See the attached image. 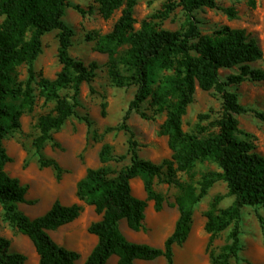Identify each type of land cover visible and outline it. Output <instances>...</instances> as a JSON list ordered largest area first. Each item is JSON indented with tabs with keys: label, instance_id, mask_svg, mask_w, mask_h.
<instances>
[{
	"label": "trees",
	"instance_id": "obj_1",
	"mask_svg": "<svg viewBox=\"0 0 264 264\" xmlns=\"http://www.w3.org/2000/svg\"><path fill=\"white\" fill-rule=\"evenodd\" d=\"M176 1L177 4H168L156 17L168 18L176 6L190 16L203 7L219 8V0ZM247 1L250 6H256V0ZM96 2L104 18L112 17L119 9L121 15L111 31L89 38L96 40L97 51L108 55L111 81L118 87L135 84L138 91L123 122L110 129H124L131 134L127 154L130 163L116 172L108 162L125 159L127 155L115 156L112 146L105 143L100 151L101 165L88 168L77 183L78 198L94 206L100 215V219L88 227L98 242L84 264H107L112 256H117L119 264H136L137 260L152 261L160 257H165L167 264H174V248L187 241L196 206L219 180L226 182L227 196H234L235 200L227 207H220L224 195H216L204 213L205 229L210 234L211 246L218 234L233 226L230 243L220 253L210 254L212 264H230L240 250L239 223L243 208L264 207V156L255 151L250 139L239 136L237 115L254 111L264 123V110H252L243 105L237 93L227 85L247 79L264 80V69H255L249 64L263 57L261 47L243 28L223 26L213 34H203L195 20L184 30H170L146 19L136 29L134 10L138 0ZM68 6L67 0H0V16L3 17L0 24V204L3 219L33 242L39 264H76L80 259L78 251L59 244L50 231L76 220L82 206L79 203L66 205L57 199L48 211L34 218L19 210L18 203L35 201L27 200L28 186L5 170L12 158L4 141L11 132L21 128L22 116L33 110L37 94L45 100H57L52 113L38 119L37 148H42L52 132L61 129L70 117L78 116L76 107L81 85L93 82L100 66L96 61L87 65L71 55L74 29L64 20ZM75 8L86 13L79 5ZM221 9L230 17H236L233 8ZM54 30L59 31L58 55L62 69L53 79L44 76L37 79L34 65L43 52V37ZM124 46L127 49L120 53ZM24 64L28 65L29 78L19 82L14 71ZM235 66L241 71L230 75L227 82L222 81L220 71ZM160 69L171 70V73L163 74L153 86L154 76ZM33 82L36 88L32 87ZM66 88L73 91L72 95L61 96ZM198 88L216 89L223 97L218 131L208 136L189 133L183 128V117ZM148 98L157 111L166 112L160 133L168 137L172 156L160 164L140 157L139 143L126 123L131 111ZM78 117L92 127L90 119ZM200 161H213L220 170L203 174L196 184L180 182L178 173L191 174ZM39 163L41 167H53L57 178H62L65 170L55 159L40 153ZM136 177L142 178L147 198L133 193L131 180ZM157 179L181 188L174 202L179 217L162 247L131 241L121 230L122 221L133 231L146 229L149 200L154 201L157 211L162 210L165 195L156 189ZM26 259L22 253L11 252L10 240L0 236V264H24Z\"/></svg>",
	"mask_w": 264,
	"mask_h": 264
},
{
	"label": "rangeland",
	"instance_id": "obj_2",
	"mask_svg": "<svg viewBox=\"0 0 264 264\" xmlns=\"http://www.w3.org/2000/svg\"><path fill=\"white\" fill-rule=\"evenodd\" d=\"M64 20L74 29L71 55L90 64H99L96 77L90 84L84 82L79 94V105L76 107L78 116L87 117L92 121L89 128L86 121L78 116L70 117L65 125L54 130L51 138L44 142L42 148H37L36 140L40 134L38 119L41 115L52 113L57 100H45L36 91L37 97L33 110L26 111L22 116V126L11 132L4 143L12 161L5 170L28 186L27 200L35 203H18L17 208L34 218L48 211L58 199L66 205L79 203L82 206L80 216L73 222L51 230L50 234L59 244L76 250L80 259L76 264H84L98 242L96 235L88 231L90 224L100 215L94 206L81 201L77 196V183L83 178L90 167L101 165L100 151L103 144L112 146L115 156L127 155L131 134L126 130H110L119 126L127 113L130 102L134 99L138 86L135 84L118 87L108 73L107 54L96 50V40L89 36L104 34L113 29L121 15L117 10L110 18H104L99 12L96 0H67ZM168 4H177L176 0H138L134 10L135 27L139 29L144 20L149 19L156 25L170 30H184L191 20H195L203 34H213L223 26L243 28L254 38L263 51V57L249 63L252 68L264 69V0H256L252 7L247 0H219V8L203 7L193 11L192 16L180 6H176L168 18L156 17L166 9ZM79 5L86 13L82 14L75 6ZM221 8H233L236 17H230ZM3 17L0 16V24ZM58 30L51 31L43 37V52L35 62L36 78L40 76L55 78L61 71L59 60ZM127 49H120L123 53ZM241 71L239 66L222 69L221 80ZM171 70H158L154 76L153 86H156L163 74ZM14 77L19 82L29 78L28 65L17 67ZM32 87H37L35 82ZM227 88L237 93L239 101L252 110H264V80L247 79L240 83H229ZM70 88L63 89L61 96H70ZM223 113V97L216 89L202 90L198 88L194 101L189 105L183 117V128L186 132L199 136H208L218 131L217 122ZM166 118L165 111H157L148 98L133 109L126 123L134 133V139L139 143L140 157L160 164L171 158L172 150L168 145V137L161 134V125ZM239 119V136L250 139L255 151L264 156V123L254 111L237 115ZM249 135V136H248ZM40 153L55 159L65 170L62 178H57L53 167H41ZM130 163V156L125 159L110 160L108 164L117 172ZM220 170L213 161H200L191 174L180 172L178 179L182 183H197L203 174ZM133 193L141 198H147L141 177L131 180ZM156 189L165 195L162 210L154 208V201H148L145 230L133 231L125 221L121 230L131 241L144 242L162 247L167 237L173 232L179 217L178 207L174 204L181 188L156 180ZM228 188L224 180L217 181L208 194L196 206L191 233L182 246L174 248V264H212L210 254L220 253L230 243L229 233L233 226L221 232L209 246L210 234L205 229L207 221L204 215L209 209L214 197L224 195L220 207L231 205L235 197L227 196ZM3 208L0 204V236L10 240V251L24 254L27 259L24 264H39V256L31 239L15 226L3 219ZM240 250L230 264H264V207L246 206L243 208L239 223ZM107 264H119L117 256H112ZM136 264H167L165 257L156 260H138Z\"/></svg>",
	"mask_w": 264,
	"mask_h": 264
},
{
	"label": "crops",
	"instance_id": "obj_3",
	"mask_svg": "<svg viewBox=\"0 0 264 264\" xmlns=\"http://www.w3.org/2000/svg\"><path fill=\"white\" fill-rule=\"evenodd\" d=\"M137 261H138V260H137ZM137 261H136V262H137Z\"/></svg>",
	"mask_w": 264,
	"mask_h": 264
}]
</instances>
